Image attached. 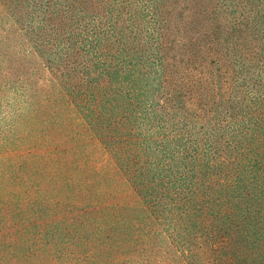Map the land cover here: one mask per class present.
<instances>
[{
	"label": "trees",
	"instance_id": "1",
	"mask_svg": "<svg viewBox=\"0 0 264 264\" xmlns=\"http://www.w3.org/2000/svg\"><path fill=\"white\" fill-rule=\"evenodd\" d=\"M197 1L44 0L78 133L0 149V264H264V0Z\"/></svg>",
	"mask_w": 264,
	"mask_h": 264
},
{
	"label": "rangeland",
	"instance_id": "2",
	"mask_svg": "<svg viewBox=\"0 0 264 264\" xmlns=\"http://www.w3.org/2000/svg\"><path fill=\"white\" fill-rule=\"evenodd\" d=\"M176 1L175 16L185 12L191 15L197 10L190 7V0ZM197 2L203 5L208 0ZM44 6V0H0L1 150L26 151L36 142L34 133L40 141V129L49 131L47 125L54 131L53 137L60 138V131L64 130L73 135L78 133V128H73L72 121H68L71 114L57 99L56 89L53 91L54 87L38 57V51L45 50V45L40 42L47 30L46 16L42 11ZM188 8L190 10L187 11ZM176 21H173V26ZM192 35L187 30V36ZM197 38L200 37L196 33L191 39L196 42ZM40 45L42 47L37 48ZM181 49L180 46L177 54H181ZM204 102L201 99L200 104ZM87 141L91 145L92 141ZM0 162H5L3 157H0Z\"/></svg>",
	"mask_w": 264,
	"mask_h": 264
}]
</instances>
